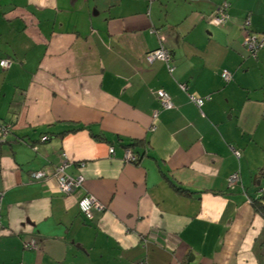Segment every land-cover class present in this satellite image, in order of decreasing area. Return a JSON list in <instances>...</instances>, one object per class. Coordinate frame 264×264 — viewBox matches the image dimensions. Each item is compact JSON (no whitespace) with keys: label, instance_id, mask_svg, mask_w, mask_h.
<instances>
[{"label":"crops","instance_id":"crops-1","mask_svg":"<svg viewBox=\"0 0 264 264\" xmlns=\"http://www.w3.org/2000/svg\"><path fill=\"white\" fill-rule=\"evenodd\" d=\"M245 17L264 33V0H0V264H264V46L249 55ZM154 29L170 65L145 61ZM63 159L72 195L31 177Z\"/></svg>","mask_w":264,"mask_h":264},{"label":"built area","instance_id":"built-area-1","mask_svg":"<svg viewBox=\"0 0 264 264\" xmlns=\"http://www.w3.org/2000/svg\"><path fill=\"white\" fill-rule=\"evenodd\" d=\"M228 6L227 1H222L221 4L217 7L215 12L211 15V20L213 23L220 25L223 24L226 19H227V13L225 11L226 7ZM250 21L249 18H247L244 22L243 29L245 31V35L243 37V42L248 50V52L252 55L255 56L257 54V51L264 46V33L262 34H256L253 32H249L247 30V26L249 25ZM246 27V28H244ZM160 41V45L148 51L145 54V61L147 63H151L154 60H162L165 62H169L170 60V52L167 48H165L162 44L164 40V36L161 34L157 35ZM11 59L10 58H2L0 59V66L2 68H6L10 65ZM169 69L171 70V67L169 66ZM222 76L224 79H229L230 78V72L226 69L222 71ZM180 87L183 89L185 86L184 84H180ZM156 95L159 99L160 105L163 108H171L173 107V103L170 99L169 94L163 90L159 89L156 91ZM190 99L194 101V103L197 106H200L203 102V98H195L193 96H190ZM157 115V110H154L152 113V118L156 117ZM10 125L7 124H0V138H3L8 132H9ZM47 139V136H42L41 140ZM110 154L113 153V149L109 148L108 150ZM236 154H239L238 151H235ZM126 159L128 160H135V156L132 153H127ZM68 166V161L66 159H63L58 165L54 166L52 170L48 169H41V170H36L31 173L32 179L36 180H44V181H49V180H55L56 183V188L61 191L65 195H72L74 191H76L78 188H80L83 184L84 178L82 174H78L76 176L69 175L66 173L65 168ZM238 172H233L229 177H228V182L229 183H234L238 180ZM2 198H3V190L0 189V226L2 225L1 221V203H2ZM78 205L79 209L82 212V214L86 218H91L92 217V211L93 209L97 208L100 209L103 207V205L98 202L96 198L92 195H83L82 197L78 198ZM28 247H34L36 248V243L34 240H31L28 244H26ZM133 264H147L145 261H137Z\"/></svg>","mask_w":264,"mask_h":264},{"label":"trees","instance_id":"trees-1","mask_svg":"<svg viewBox=\"0 0 264 264\" xmlns=\"http://www.w3.org/2000/svg\"><path fill=\"white\" fill-rule=\"evenodd\" d=\"M188 1H191V0H188ZM228 2V1H227ZM221 4V3H220ZM219 4V5H220ZM218 5V6H219ZM217 6V7H218ZM217 7L214 9V11L211 13V15L215 12V10L217 9ZM228 8H229V2H228V6L226 7V9H225V11H226V13H227V19H226V21L229 19V14H228ZM211 15H210V19H211ZM248 17H245V19L243 20V22H242V26H244V22H245V20L247 19ZM249 26H250V23H249V25L247 26V30L250 32H253L252 30H250V28H249ZM244 28H246V27H244ZM153 32L156 34V35H158V34H161L159 31H156V29H154L153 30ZM253 33H255V32H253ZM256 34H258V33H256ZM260 34H262V33H260ZM162 35V34H161ZM164 46V45H163ZM165 47V46H164ZM166 48V47H165ZM169 50V49H168ZM248 51V50H247ZM170 52V51H169ZM249 53V52H248ZM170 54H171V52H170ZM249 55L250 56H252L250 53H249ZM252 57H256V55L255 56H252ZM170 59H171V56H170ZM162 61V60H161ZM165 62V61H164ZM169 62H170V60H169ZM169 62H166V63H168V65H170L169 64ZM147 63V62H146ZM147 64H149V63H147ZM224 70V69H223ZM222 70V71H223ZM227 70V69H226ZM222 71H221V77H222V79H224L223 78V76H222ZM230 78H231V75H230ZM229 78V79H230ZM229 79H224L225 81H228ZM185 88V87H184ZM154 94H155V96L157 97V95H156V90L154 91ZM209 97V96H208ZM208 97H205V98H208ZM157 99H158V97H157ZM171 99V98H170ZM159 100V99H158ZM172 101V100H171ZM163 108V107H162ZM164 109H170V108H164ZM158 112V111H157ZM152 113H153V111H152ZM151 116H152V114H151ZM155 118V117H154ZM9 130H10V128H9ZM48 138V137H47ZM134 156H135V160H134V162H136L138 159H139V157L136 155V154H134V153H132ZM231 175V174H230ZM229 175V176H230ZM75 193V191L72 193V194H74ZM257 201H259V200H257ZM256 207H257V209L258 210H260L261 211V213L262 214H264V205H262L261 203H259V204H256Z\"/></svg>","mask_w":264,"mask_h":264}]
</instances>
